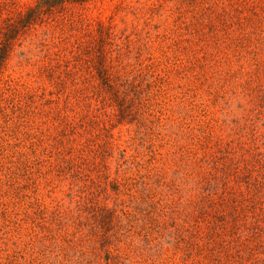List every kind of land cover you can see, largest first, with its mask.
Segmentation results:
<instances>
[{
    "label": "rangeland",
    "instance_id": "374dc122",
    "mask_svg": "<svg viewBox=\"0 0 264 264\" xmlns=\"http://www.w3.org/2000/svg\"><path fill=\"white\" fill-rule=\"evenodd\" d=\"M36 1L0 0V27ZM222 1L63 0L19 32L0 75V264H212L181 242L196 183L253 124L264 140V13L238 43L208 22ZM100 24L120 101L90 68Z\"/></svg>",
    "mask_w": 264,
    "mask_h": 264
},
{
    "label": "trees",
    "instance_id": "16d2710c",
    "mask_svg": "<svg viewBox=\"0 0 264 264\" xmlns=\"http://www.w3.org/2000/svg\"><path fill=\"white\" fill-rule=\"evenodd\" d=\"M62 2L63 0H37L20 15L3 20L0 27V75L19 32L23 33L44 12ZM219 8L220 11L213 12L210 7L207 17L208 22L214 26L213 32L222 30L225 37L230 39L233 30H239L240 37H235L238 43L245 32L248 34L246 28L254 20L260 21L263 18L260 14L264 13V4L259 9L261 11H258L255 0H224ZM98 32V55H95L98 62L91 63L90 68L96 70L102 90L111 93L114 100L120 101L117 81L106 65L109 60L107 53L111 50L104 43V35L110 33L107 34L108 28L102 29L101 24ZM93 58H90L91 62ZM252 88L255 93L262 89L260 84ZM252 129L250 145L240 151L234 150V153H238L234 160L223 161L217 165V169L206 172L208 175L197 181L201 190L191 202L195 212L189 211L186 216L194 224L191 226L193 229L183 228L181 242L189 254L196 253L212 260V264H264V140L258 137L254 124ZM110 134L108 133L109 137ZM227 147L222 149L224 154L221 157L225 156V160L228 159ZM199 161L210 162V157L204 155V159ZM217 194L219 196L215 198Z\"/></svg>",
    "mask_w": 264,
    "mask_h": 264
}]
</instances>
